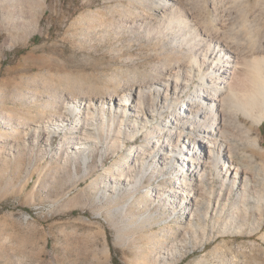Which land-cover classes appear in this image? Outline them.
I'll use <instances>...</instances> for the list:
<instances>
[{"label":"rangeland","instance_id":"obj_1","mask_svg":"<svg viewBox=\"0 0 264 264\" xmlns=\"http://www.w3.org/2000/svg\"><path fill=\"white\" fill-rule=\"evenodd\" d=\"M187 1L202 23L222 19L238 43L264 49V0ZM163 10L161 0H0V116L15 123L18 116L24 117L21 123L30 117L45 121L64 99L119 93L127 84L151 78L169 60L175 64L192 57L176 44L174 33H150ZM221 110L226 129L235 135L230 141L235 155L254 154L238 140L249 131L262 151L254 164L262 166L264 123L258 127L234 109ZM15 123L0 124V264H264V229L250 231L256 205L244 225V204L236 193L229 198L228 189H222L219 165L210 190L228 207L202 221L199 247H175L180 242L178 223L165 206L154 203L152 186L178 179L190 183L195 162L205 161L206 155L185 162L180 173L148 177L126 212L120 207L125 197L112 201L113 193L91 186L90 178H106L107 167L116 172L119 162L125 165L132 142L120 150L122 158L99 151L90 160L95 174L82 178L81 162L67 161L74 146L71 134L52 133L48 149L46 137L31 140L35 126L26 136ZM109 129L117 131L118 124L106 126L104 146L115 138H109ZM138 143L148 142L142 135ZM234 223L243 229L231 228Z\"/></svg>","mask_w":264,"mask_h":264},{"label":"bare ground","instance_id":"obj_2","mask_svg":"<svg viewBox=\"0 0 264 264\" xmlns=\"http://www.w3.org/2000/svg\"><path fill=\"white\" fill-rule=\"evenodd\" d=\"M161 6L164 10L159 13V24L153 26L150 33H174L176 44L186 47L192 57L175 64L169 60V65L162 66L151 78L137 79L119 93L63 98L64 105L57 107L45 121L30 117L21 123L24 117L18 116L15 123L11 117L0 116V124L10 127L15 123L26 130V136L32 134L35 126L31 140L35 139L36 143L46 137L44 147L48 149L52 146V133L55 136L62 131L65 135L71 134L74 146L67 153V161L81 162L84 174L81 171L74 176L82 173V178L95 174L90 170V160L99 151L122 158L120 150L132 142L125 165L119 162L116 172L111 166L107 167L106 178L100 175L90 178L91 186L105 187L113 193L114 196L109 197L112 201L125 197L120 207L126 212L141 188H145L148 177L162 176L167 171L170 175L180 173L186 170L185 162L194 163L193 159L206 155L205 161L195 162L196 170L190 183L178 179L169 185L159 182L152 186L154 203L165 206L178 223L180 242L175 247L179 251L191 245L199 247L202 242L199 239L203 238L198 234L199 229L203 231L202 221L208 220L210 215L217 216L219 208L225 211L228 207V202L220 205V199L216 200L210 190L218 165L222 168V172H218L222 189H228L229 198L236 193L244 204V225L249 224L251 205H256L258 213L250 231L259 232L264 229V164L259 166L254 162L256 155L262 152L261 146L247 131L243 139L236 138L254 154L246 158L235 155V145L230 144L235 135L226 129L221 108L226 106L230 111L234 109L244 114L258 127L264 123V49H260V44H253L258 48H252V44L250 47L246 42L247 46L238 43L239 37L230 32L228 23L222 19L217 23L214 20L202 23L187 0H161ZM154 121L156 126L153 127ZM199 122L204 123V127L194 126ZM117 124V131L109 129L107 133L109 138L112 134L115 138L109 145L106 140L107 146H104L106 126L111 128ZM43 126L45 129L41 131ZM13 133L18 135L19 131L16 129ZM142 135L148 142L146 145L138 143ZM102 193L101 198L107 199V191ZM237 210L239 220L241 208ZM230 226L240 231L244 227L235 223Z\"/></svg>","mask_w":264,"mask_h":264}]
</instances>
